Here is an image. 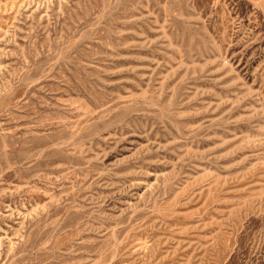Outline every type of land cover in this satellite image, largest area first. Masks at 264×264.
Wrapping results in <instances>:
<instances>
[{
  "label": "rangeland",
  "instance_id": "374dc122",
  "mask_svg": "<svg viewBox=\"0 0 264 264\" xmlns=\"http://www.w3.org/2000/svg\"><path fill=\"white\" fill-rule=\"evenodd\" d=\"M0 264H264V0H0Z\"/></svg>",
  "mask_w": 264,
  "mask_h": 264
}]
</instances>
